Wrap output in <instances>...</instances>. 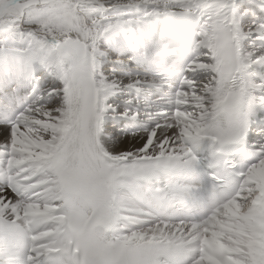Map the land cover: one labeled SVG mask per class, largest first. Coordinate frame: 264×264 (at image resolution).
Here are the masks:
<instances>
[{
	"label": "snow or ice",
	"instance_id": "6c2138e0",
	"mask_svg": "<svg viewBox=\"0 0 264 264\" xmlns=\"http://www.w3.org/2000/svg\"><path fill=\"white\" fill-rule=\"evenodd\" d=\"M0 264H264V0H0Z\"/></svg>",
	"mask_w": 264,
	"mask_h": 264
}]
</instances>
